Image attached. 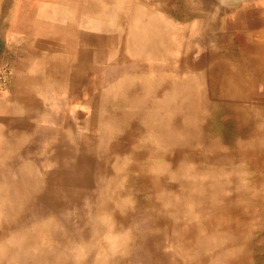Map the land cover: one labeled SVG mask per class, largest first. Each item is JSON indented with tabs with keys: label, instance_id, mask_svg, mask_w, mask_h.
<instances>
[{
	"label": "rangeland",
	"instance_id": "374dc122",
	"mask_svg": "<svg viewBox=\"0 0 264 264\" xmlns=\"http://www.w3.org/2000/svg\"><path fill=\"white\" fill-rule=\"evenodd\" d=\"M140 1L0 53V264H264L263 24Z\"/></svg>",
	"mask_w": 264,
	"mask_h": 264
},
{
	"label": "crops",
	"instance_id": "0c3cea01",
	"mask_svg": "<svg viewBox=\"0 0 264 264\" xmlns=\"http://www.w3.org/2000/svg\"><path fill=\"white\" fill-rule=\"evenodd\" d=\"M140 2L141 5L156 6V9L152 8L148 11L157 14L163 12L162 7L165 5H189L190 12L204 13L206 20H217L218 13L235 6L237 15L234 20L243 22L244 27L245 24L248 26L253 21L258 25L263 24L262 28H264V0H141ZM116 6L117 0H0V53L18 54L21 59L20 55L25 51L23 48L27 38L32 41V38L43 36L79 37L86 30H98L102 21H110L114 18ZM214 6H219L218 10ZM86 24L91 28L85 29ZM64 34L68 35L64 36ZM245 34L249 35L248 32L242 31V35ZM35 46L34 40L33 59L36 55ZM29 52L31 53L30 49Z\"/></svg>",
	"mask_w": 264,
	"mask_h": 264
},
{
	"label": "bare ground",
	"instance_id": "6f19581e",
	"mask_svg": "<svg viewBox=\"0 0 264 264\" xmlns=\"http://www.w3.org/2000/svg\"><path fill=\"white\" fill-rule=\"evenodd\" d=\"M31 1V0H30ZM54 3V2H53ZM20 4V3H19ZM55 4V3H54ZM64 5V4H63ZM258 5V4H257ZM59 7V6H58ZM50 8V7H49ZM18 10V9H17ZM24 10V9H23ZM23 10H20V11H23ZM58 10H59V8H58ZM41 12V11H40ZM58 12V11H57ZM21 13V12H20ZM18 14V13H17ZM24 14V13H23ZM26 14V13H25ZM37 14V13H36ZM42 14V13H41ZM45 14V13H44ZM20 15V14H19ZM16 16V15H15ZM21 16V15H20ZM26 16H28V13H27V15ZM36 16H38V15H36ZM45 16V15H44ZM30 17V16H29ZM41 17H42V15H41ZM21 18V17H20ZM19 18V19H20ZM24 18V17H23ZM31 18V17H30ZM16 19H17V16H16ZM33 19V18H32ZM67 19V18H66ZM24 20V19H23ZM29 20V19H28ZM138 20V19H137ZM22 21V20H21ZM48 21V20H47ZM68 22H69V20H67ZM139 21V20H138ZM28 23V22H27ZM238 23V22H237ZM58 24V23H57ZM63 26V25H62ZM62 26L60 27V29L62 28ZM65 26H66V24H65ZM73 26V25H72ZM241 26V25H240ZM139 28H142L141 29V32H139V33H132L131 34V37H133L134 35H136V36H139V37H141L139 40H138V42L139 43H141V41H145L146 40V38L145 37H153L154 36V34H155V32H152V31H149V30H154L155 28H156V25H153L151 22H147L146 24H141L140 26H139ZM62 30V29H61ZM145 30H148L147 32H145ZM50 31V30H49ZM69 31V30H68ZM70 31H71V29H70ZM51 32V31H50ZM61 32V31H60ZM66 33V32H65ZM12 34V33H11ZM53 34V33H52ZM58 34V33H57ZM156 34H157V36H159V34L160 33H158V32H156ZM68 35V34H67ZM67 35H65L64 34V36H67ZM83 35H84V33H83ZM10 36V35H9ZM50 37H54V36H50ZM73 36H67L66 37V39H60V41L58 42V39H54V44H55V48L52 50L54 53H57V54H61V53H64V52H71V49H73V43H72V40L71 39H73V38H75V37H73ZM64 38V37H63ZM78 39V38H77ZM34 40L37 42V38H32V41H29V39L27 38L26 39V43H33L34 44ZM168 40V39H167ZM58 43H60V46L58 45ZM171 43V42H170ZM62 44L64 45V46H62ZM168 44V43H167ZM171 45V44H170ZM51 46H53V45H51ZM168 46V45H167ZM170 47V46H169ZM170 48H168V50H169ZM161 51V50H160ZM158 53V52H157ZM154 54V53H153ZM158 54H160V53H158ZM162 54V53H161ZM150 55V54H149ZM155 56V55H154ZM158 56V55H157ZM40 60V59H39ZM49 60H52V59H49ZM37 61H38V59H37ZM33 63L34 62H36V58H34V61H32ZM36 64H37V62H36ZM38 66V65H37ZM30 68H31V70H33V72H34V70H35V68L36 67H34L33 66V64H31L30 65ZM29 68V69H30ZM37 73V72H36ZM35 73V74H36ZM50 81V80H49ZM56 82V81H55ZM58 85V84H57ZM60 86V85H59ZM61 90V89H60ZM6 137H8V136H6ZM10 137V136H9ZM17 141V140H16ZM14 143V142H13ZM32 162V161H31ZM35 163V162H34ZM35 165V164H34ZM18 169V168H17ZM15 171V170H14ZM35 173V172H34ZM19 175H21V174H19ZM48 175H50V174H48ZM46 176H47V174H46ZM46 176L45 177H35V176H32L30 179L32 180L31 181V183L29 184V185H31L30 187H28V189H21V185L20 184H17L16 185V188L14 189V195L20 200V201H22V199H24V200H27L29 197H31L34 193H36L37 191L39 192V189L41 188V184H43L45 181H47V179L48 178H46ZM56 177V176H55ZM54 177V178H55ZM9 178V177H8ZM53 178V179H54ZM52 181V180H51ZM54 181H55V179H54ZM56 182V181H55ZM55 182L54 183H51V184H55ZM58 183V182H57ZM60 183V182H59ZM58 183V184H59ZM4 184V183H3ZM2 184V185H3ZM45 185V184H44ZM50 185V184H49ZM9 186V185H8ZM51 186V185H50ZM56 186H58V185H56ZM55 186V187H56ZM43 187V186H42ZM60 187V186H59ZM8 188H10V187H8ZM55 189V188H54ZM61 189V188H60ZM53 191V190H52ZM53 193V192H52ZM51 193V194H52ZM12 196V195H11ZM11 196H9L10 198H11ZM14 198V197H13ZM12 198V199H13ZM54 198H55V196H54ZM11 199V200H12ZM33 200V199H32ZM52 200V199H51ZM12 201H14V200H12ZM58 202V201H57ZM58 204V203H57ZM20 205V204H19ZM46 205V204H45ZM22 206V205H21ZM57 206V205H56ZM55 206V207H56ZM60 206H61V204H60ZM58 207V206H57ZM13 210V209H12ZM11 210V211H12ZM28 211V210H27ZM50 213V212H49ZM53 213V212H52ZM20 215V214H19ZM47 216V215H46ZM50 219V218H49ZM100 219V218H99ZM12 221V220H11ZM33 223V222H32ZM98 223V222H97ZM60 224V223H59ZM105 224V223H104ZM47 225V224H46ZM43 226H44V224H43ZM107 226V225H106ZM47 227V226H46ZM47 231V229L45 228V232ZM17 233H19V232H17ZM37 233V232H36ZM60 236H62V235H60ZM211 237V236H210ZM58 238V237H57ZM57 241V240H56ZM59 241V240H58ZM32 242H30V244H31ZM54 243V242H53ZM63 243H64V241H63ZM93 243V242H92ZM26 244V243H25ZM40 244V243H39ZM52 244V243H51ZM34 246V245H33ZM50 246V245H49ZM49 246H47V247H49ZM58 246V245H57ZM22 247V246H21ZM51 247V246H50ZM55 247V246H54ZM65 247V246H64ZM68 247V246H67ZM97 248V247H96ZM20 249V248H19ZM41 249V248H40ZM35 250H37V249H35ZM34 250V251H35ZM65 250V249H64ZM41 251V250H40ZM49 253V252H48ZM104 253V252H103ZM106 253V252H105ZM33 254H34V252H33ZM38 253H36V255H37ZM50 254V253H49ZM52 254V253H51ZM54 255V254H53ZM36 257V256H35ZM55 258V257H54ZM69 258V257H68ZM77 258V257H76ZM95 258H96V256H95ZM94 258V259H95ZM77 260V259H76ZM40 263V262H39ZM76 264V263H75ZM85 264H86V262H85Z\"/></svg>",
	"mask_w": 264,
	"mask_h": 264
}]
</instances>
